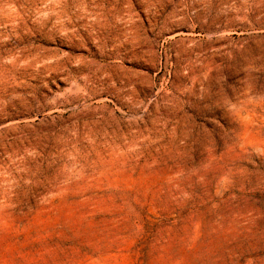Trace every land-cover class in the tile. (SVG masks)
I'll use <instances>...</instances> for the list:
<instances>
[{"label": "rangeland", "instance_id": "374dc122", "mask_svg": "<svg viewBox=\"0 0 264 264\" xmlns=\"http://www.w3.org/2000/svg\"><path fill=\"white\" fill-rule=\"evenodd\" d=\"M0 264H264V0H0Z\"/></svg>", "mask_w": 264, "mask_h": 264}]
</instances>
